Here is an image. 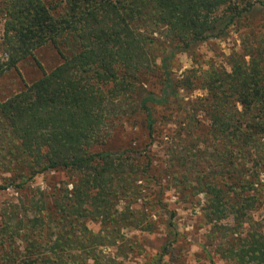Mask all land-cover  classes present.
Returning <instances> with one entry per match:
<instances>
[{"label":"trees","instance_id":"obj_1","mask_svg":"<svg viewBox=\"0 0 264 264\" xmlns=\"http://www.w3.org/2000/svg\"><path fill=\"white\" fill-rule=\"evenodd\" d=\"M235 29L228 68L175 74L177 55ZM46 46L61 62L0 100V194H17L0 210V264H115L104 248H135L123 231L156 232L159 211L170 240L152 264H185L171 189L204 197L216 255L264 264V0H0V76ZM120 125L143 148L102 149ZM50 173L68 181L32 186Z\"/></svg>","mask_w":264,"mask_h":264},{"label":"rangeland","instance_id":"obj_2","mask_svg":"<svg viewBox=\"0 0 264 264\" xmlns=\"http://www.w3.org/2000/svg\"><path fill=\"white\" fill-rule=\"evenodd\" d=\"M254 22H259V18H256ZM239 33L236 29L232 30L229 36L222 40H212L199 46L194 54L177 55L173 64L175 74L180 76L191 69L201 73L210 69L212 65L228 68L230 55L232 53H242ZM2 58L0 56V60ZM60 62V56L53 47L46 46L39 49L36 51L34 58L26 59L18 65L17 69L5 72L0 76V100H6L24 90L26 85L40 79L43 71L50 72ZM203 95H205V92L200 88L185 94L188 99H195ZM145 141V135L141 130L133 128L131 125H120L112 130L111 136L102 149L120 153L131 148L141 149ZM158 157H162V152L160 153L159 150ZM67 181L68 178L64 173H50L37 177L32 186L45 189ZM153 190H157V188ZM153 190L148 193L149 196L152 195V198L155 195L152 193ZM16 198L17 194L13 191L2 192L0 194V210L8 201H13ZM204 202L202 195L193 199V203H189L178 196L174 189L165 191L164 204L168 211L176 214L174 219L176 230L181 233L179 241L175 245L177 257L185 264H229L216 255V242L208 237L211 227L204 221L202 216ZM252 216L255 221L262 224L264 229V201L258 209L252 212ZM167 217L166 212H158L155 218L157 231L154 233L136 229L124 230L123 233L127 239H131L133 244L136 245L135 248L131 249L129 247L125 251L118 252L117 247H110L104 248V253L107 256H115V264H152L162 247L170 240L164 226V223L168 221ZM88 226L94 232L100 230L98 223L88 222Z\"/></svg>","mask_w":264,"mask_h":264}]
</instances>
